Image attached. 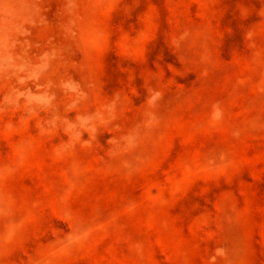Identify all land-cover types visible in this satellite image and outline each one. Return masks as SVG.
I'll return each mask as SVG.
<instances>
[{
    "label": "rangeland",
    "instance_id": "rangeland-1",
    "mask_svg": "<svg viewBox=\"0 0 264 264\" xmlns=\"http://www.w3.org/2000/svg\"><path fill=\"white\" fill-rule=\"evenodd\" d=\"M0 264H264V0H0Z\"/></svg>",
    "mask_w": 264,
    "mask_h": 264
}]
</instances>
